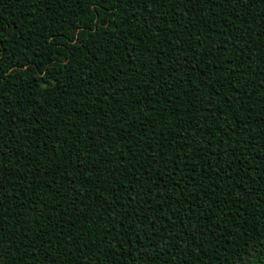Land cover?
<instances>
[{
  "label": "trees",
  "instance_id": "16d2710c",
  "mask_svg": "<svg viewBox=\"0 0 264 264\" xmlns=\"http://www.w3.org/2000/svg\"><path fill=\"white\" fill-rule=\"evenodd\" d=\"M0 0V264H264V0Z\"/></svg>",
  "mask_w": 264,
  "mask_h": 264
},
{
  "label": "snow or ice",
  "instance_id": "6c2138e0",
  "mask_svg": "<svg viewBox=\"0 0 264 264\" xmlns=\"http://www.w3.org/2000/svg\"><path fill=\"white\" fill-rule=\"evenodd\" d=\"M108 0H95L94 6H98L103 3H107ZM186 3H191L193 5L195 4H204V3H211L212 0H184ZM236 2L239 4L241 3V0H236ZM113 6H115L117 3H119V0H112ZM177 6H179V0L177 3ZM2 207V205H0ZM4 230L3 228H0V233H2ZM3 244V237L0 236V245ZM258 247L261 249H264V239L260 240L258 242ZM255 253L254 248H249L247 255L241 254L239 259L237 260V264H250L251 256ZM3 256V251H0V257Z\"/></svg>",
  "mask_w": 264,
  "mask_h": 264
}]
</instances>
